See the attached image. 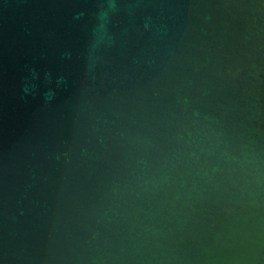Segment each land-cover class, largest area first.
<instances>
[{
    "label": "water",
    "instance_id": "water-1",
    "mask_svg": "<svg viewBox=\"0 0 264 264\" xmlns=\"http://www.w3.org/2000/svg\"><path fill=\"white\" fill-rule=\"evenodd\" d=\"M0 264H264V0H0Z\"/></svg>",
    "mask_w": 264,
    "mask_h": 264
}]
</instances>
